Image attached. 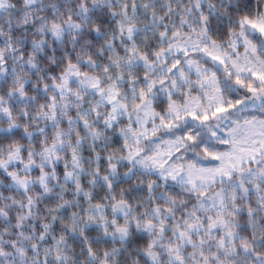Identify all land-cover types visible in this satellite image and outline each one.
<instances>
[{"label":"snow or ice","instance_id":"6c2138e0","mask_svg":"<svg viewBox=\"0 0 264 264\" xmlns=\"http://www.w3.org/2000/svg\"><path fill=\"white\" fill-rule=\"evenodd\" d=\"M0 264H264V0H0Z\"/></svg>","mask_w":264,"mask_h":264}]
</instances>
